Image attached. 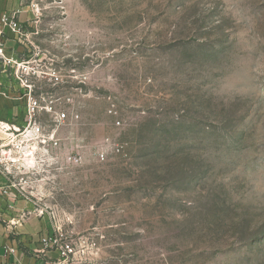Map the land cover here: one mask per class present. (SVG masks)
Masks as SVG:
<instances>
[{
  "label": "rangeland",
  "instance_id": "1",
  "mask_svg": "<svg viewBox=\"0 0 264 264\" xmlns=\"http://www.w3.org/2000/svg\"><path fill=\"white\" fill-rule=\"evenodd\" d=\"M25 5L34 94L65 116L58 162L15 174L74 263L264 264V0Z\"/></svg>",
  "mask_w": 264,
  "mask_h": 264
},
{
  "label": "built area",
  "instance_id": "2",
  "mask_svg": "<svg viewBox=\"0 0 264 264\" xmlns=\"http://www.w3.org/2000/svg\"><path fill=\"white\" fill-rule=\"evenodd\" d=\"M36 11L37 9H33L35 16H37ZM20 12L21 10L7 11L0 15V95L22 100L26 105V113L19 121L0 120V170L7 179L6 184L0 185V220H6L9 227L14 228L21 226L32 212L40 216L47 214L45 208L37 206L32 211L21 210L17 215H12L16 211L13 204L16 196H22L28 200H32L34 196L18 181L15 173L19 171L26 175L39 163V160H45L44 157H49L47 159L51 164L58 162L57 152L62 148L60 138L57 137L60 122L58 118L65 116V112L55 110L51 104L53 101L42 105V99L34 94V87L40 78V73L31 66L30 58H24L22 54L6 46L8 33L23 44L29 38L30 32L19 20ZM33 20L29 18L28 21L33 22ZM42 110L55 114L57 121L55 128L46 129L37 120ZM60 123H63V120ZM116 148L121 151L120 146L116 145ZM53 153H56V156H53ZM97 156L100 160H105L106 152L101 150ZM66 161L80 163L83 161V155L80 153L69 155ZM27 177L30 178V176ZM20 179L28 181L23 176ZM8 216L12 217L7 219ZM40 250L41 253L56 251L58 257L52 264H75L77 254L75 246L67 240L61 227L56 224H53L52 233L42 237Z\"/></svg>",
  "mask_w": 264,
  "mask_h": 264
},
{
  "label": "crops",
  "instance_id": "3",
  "mask_svg": "<svg viewBox=\"0 0 264 264\" xmlns=\"http://www.w3.org/2000/svg\"><path fill=\"white\" fill-rule=\"evenodd\" d=\"M21 10L19 20L26 28H32L29 22V11L25 0H0V15L4 12ZM6 46L25 54L28 49L25 44L17 41L8 33ZM26 113V105L22 100L0 95V120L20 118ZM24 117V116H23ZM1 136V135H0ZM7 183V179L0 170V185ZM9 202V201H7ZM5 203V202H4ZM10 203V202H9ZM6 204V203H5ZM17 215L21 210H33L37 206L34 200L16 196L13 200ZM12 216H8L10 219ZM53 232V224L47 216H40L32 212L27 220L20 226L9 227L6 220H0V264H52L58 257L54 250L41 253V239Z\"/></svg>",
  "mask_w": 264,
  "mask_h": 264
}]
</instances>
